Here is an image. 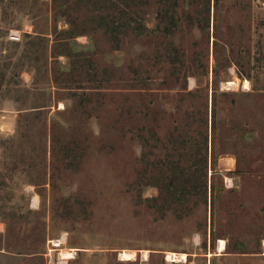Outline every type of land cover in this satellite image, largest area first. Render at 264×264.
I'll use <instances>...</instances> for the list:
<instances>
[{
  "label": "rangeland",
  "instance_id": "374dc122",
  "mask_svg": "<svg viewBox=\"0 0 264 264\" xmlns=\"http://www.w3.org/2000/svg\"><path fill=\"white\" fill-rule=\"evenodd\" d=\"M263 242L264 0H0V264Z\"/></svg>",
  "mask_w": 264,
  "mask_h": 264
},
{
  "label": "bare ground",
  "instance_id": "6f19581e",
  "mask_svg": "<svg viewBox=\"0 0 264 264\" xmlns=\"http://www.w3.org/2000/svg\"><path fill=\"white\" fill-rule=\"evenodd\" d=\"M225 85V84H224ZM226 85H229V84H226ZM243 85L244 86H247V82L246 83H243ZM229 86H232L231 85V83H230V85ZM223 248H224V244H223V242L222 241H219L218 243H217V250H218V252H221L222 250H223ZM263 249H264V242H263ZM73 252L74 251H63L60 255H62V258L65 260V259H72V255H73ZM144 255L146 256V253H144ZM119 257H121V259H123V260H128V259H130L131 257H132V255H131V253H128V252H122L121 254H120V256ZM167 259L170 261V262H172V263H184L185 261H186V257H185V255H181V254H172V253H170V254H168V256H167Z\"/></svg>",
  "mask_w": 264,
  "mask_h": 264
},
{
  "label": "built area",
  "instance_id": "2783aa9c",
  "mask_svg": "<svg viewBox=\"0 0 264 264\" xmlns=\"http://www.w3.org/2000/svg\"><path fill=\"white\" fill-rule=\"evenodd\" d=\"M8 38H9L10 41H15V42L19 41L18 33H14V32L10 33ZM64 242H65V237L62 236L60 238H57V239L51 241V245L54 248H59L62 244H64Z\"/></svg>",
  "mask_w": 264,
  "mask_h": 264
}]
</instances>
